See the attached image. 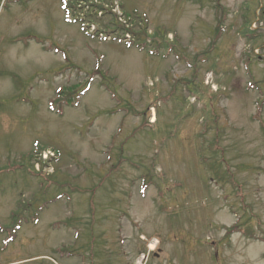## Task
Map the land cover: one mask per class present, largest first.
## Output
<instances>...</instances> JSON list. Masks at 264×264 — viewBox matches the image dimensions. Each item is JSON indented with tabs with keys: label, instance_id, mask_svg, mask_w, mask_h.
<instances>
[{
	"label": "rangeland",
	"instance_id": "obj_1",
	"mask_svg": "<svg viewBox=\"0 0 264 264\" xmlns=\"http://www.w3.org/2000/svg\"><path fill=\"white\" fill-rule=\"evenodd\" d=\"M0 264H264V0H0Z\"/></svg>",
	"mask_w": 264,
	"mask_h": 264
},
{
	"label": "trees",
	"instance_id": "obj_2",
	"mask_svg": "<svg viewBox=\"0 0 264 264\" xmlns=\"http://www.w3.org/2000/svg\"><path fill=\"white\" fill-rule=\"evenodd\" d=\"M13 227H14V229H15V228H18V226H17V225H14Z\"/></svg>",
	"mask_w": 264,
	"mask_h": 264
}]
</instances>
